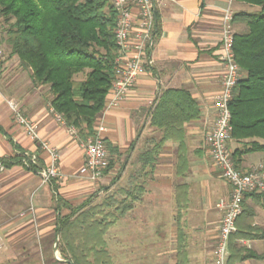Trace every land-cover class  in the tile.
I'll use <instances>...</instances> for the list:
<instances>
[{
  "label": "crops",
  "instance_id": "obj_1",
  "mask_svg": "<svg viewBox=\"0 0 264 264\" xmlns=\"http://www.w3.org/2000/svg\"><path fill=\"white\" fill-rule=\"evenodd\" d=\"M153 1L158 33L152 31L149 62L127 94L105 105L96 119L95 131L116 148L110 170L97 180L80 173L83 150L51 110L49 87L33 86L30 70L22 68L16 56L6 59L0 70V159L34 154L37 170L24 164L0 165V264H71L57 246V217L70 211L63 206L57 211V198L77 206L86 201L90 205L101 195L100 202L112 196L117 203L130 204L104 236L111 264H213L223 214L218 203L228 198L231 187L213 163L204 137L221 87L223 10L229 7L234 13L248 6L237 0ZM232 25L234 32L246 28ZM168 88L187 89L199 116L184 124L179 138L164 140L150 162L144 157L162 135L149 125L148 111ZM8 100L18 104L36 124L39 137L57 150L59 177L42 181L40 171L49 165V155L16 122ZM228 146L233 150L240 143L230 140ZM260 164L264 151L242 155L237 167L252 172ZM245 204L254 212L255 236L241 243L260 254L264 207L252 197ZM262 262L264 258H249L236 264Z\"/></svg>",
  "mask_w": 264,
  "mask_h": 264
},
{
  "label": "trees",
  "instance_id": "obj_2",
  "mask_svg": "<svg viewBox=\"0 0 264 264\" xmlns=\"http://www.w3.org/2000/svg\"><path fill=\"white\" fill-rule=\"evenodd\" d=\"M252 10L232 15V24H243L245 30L233 33V54L240 68V79L229 100L230 140L240 143L231 150L236 167L241 156L264 151V0H237ZM2 42L8 55L16 56L22 68L30 70L33 86L47 85L50 106L66 126L77 129L81 139L95 134L96 119L103 110L106 96L115 77L116 11L110 0H0ZM2 25V24H0ZM3 30V33H2ZM154 33L158 25L154 24ZM4 40V41H3ZM77 75H83L77 79ZM149 125L161 131L155 150L144 159L153 162L159 145L177 139L184 124L199 116V107L185 88H168L161 92L148 111ZM109 151L107 171L116 148L104 140ZM23 164L22 158L0 159V165ZM29 169L36 171V165ZM238 168V167H237ZM55 188V187H54ZM256 199L264 207V190L244 194L242 212L236 219V231L230 235L226 264L264 258L238 243L253 238L251 222L254 212L246 206V198ZM65 207L69 213L58 216L60 252L71 264H111L105 234L130 204L113 201L108 196L96 205L83 202L72 206L57 198L56 210ZM120 209V213L116 210ZM263 237V235H260Z\"/></svg>",
  "mask_w": 264,
  "mask_h": 264
},
{
  "label": "built area",
  "instance_id": "obj_3",
  "mask_svg": "<svg viewBox=\"0 0 264 264\" xmlns=\"http://www.w3.org/2000/svg\"><path fill=\"white\" fill-rule=\"evenodd\" d=\"M110 1L117 15L115 41L118 46V55L115 58V77L105 105H114L119 102L134 85L139 75L144 72L145 65L149 62L147 51L152 44V31L155 23L153 0ZM232 15L233 12L229 7L223 10L220 36L221 61L223 64L221 87L213 98L214 118L204 137L209 146L213 163L231 187L228 198L218 203L223 209V214L213 249V264H226L227 262L228 242L230 235L237 229L236 219L242 212L244 194L250 191L264 190V164H260L252 172H241L234 164L228 146L232 130L229 100L233 87L241 76L232 49ZM4 61L5 53L0 29V68ZM7 104L16 122L22 126L24 132L31 139L37 141L39 146L47 151L49 155V165L40 171L42 181L47 182L52 178L59 177L60 172L56 166L58 153L55 147L39 137L36 124L21 112L15 101L8 100ZM51 110L57 120L65 124L63 118L53 109ZM67 127L69 134L79 140L83 150L84 165L80 169V173L91 181L97 180L108 165L109 153L103 138L96 130L94 135L81 139L75 127ZM22 163L25 166L35 164L36 156L26 153L22 157ZM2 245L0 234V249Z\"/></svg>",
  "mask_w": 264,
  "mask_h": 264
},
{
  "label": "rangeland",
  "instance_id": "obj_4",
  "mask_svg": "<svg viewBox=\"0 0 264 264\" xmlns=\"http://www.w3.org/2000/svg\"><path fill=\"white\" fill-rule=\"evenodd\" d=\"M254 7H250V6H248V10L250 9V10H252ZM232 11V10H231ZM0 24H2V25H0V27L2 26V27H5V24L3 23V21H2V18H0ZM231 25H232V21H231ZM1 27V28H2ZM3 29V28H2ZM232 32L234 33V29H233V25H232ZM2 33H3V30H2ZM3 35V39H4V37H5V34H2ZM1 35V36H2ZM4 41V40H3ZM2 44H3V49H4V53H5V61H4V63L6 62V59H9V58H11V56H9L8 55V47H7V45H6V43L4 42H2ZM4 65V64H3ZM3 65H2V67H3ZM2 67L0 68V70L2 69ZM83 77V75H77L76 76V78L77 79H79V78H82ZM79 136V135H78ZM108 170H110V168L108 169ZM107 170V171H108ZM106 171V172H107ZM105 173V172H104ZM103 175V174H102ZM102 175L100 176V178L102 177ZM110 194V193H109ZM102 196L103 195H101L100 196V198H99V200L97 201H94L93 203H91L90 204V206L91 205H96V204H98V203H100V199L102 198ZM104 197V196H103ZM110 229V228H109ZM264 234V233H263ZM107 236V238H108V240L110 241V233H108V235H106ZM238 243L240 244V245H242V243H241V240H238ZM242 246H244V245H242ZM245 248H247L246 246H244ZM58 248H59V251H60V245L58 244ZM106 248H107V246H106ZM248 249V248H247ZM107 251H108V253L110 254V251L108 250V248H107ZM61 253V252H60ZM262 253H264V250L262 251ZM61 257H64V255L61 253ZM110 257H111V255H110ZM262 264H264V262H262Z\"/></svg>",
  "mask_w": 264,
  "mask_h": 264
}]
</instances>
